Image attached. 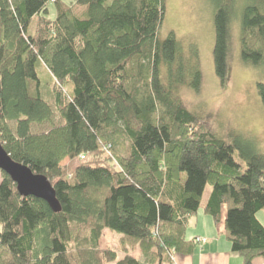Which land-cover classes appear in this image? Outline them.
<instances>
[{"label": "trees", "instance_id": "1", "mask_svg": "<svg viewBox=\"0 0 264 264\" xmlns=\"http://www.w3.org/2000/svg\"><path fill=\"white\" fill-rule=\"evenodd\" d=\"M216 1L225 82L234 19L243 63L264 65V0ZM51 2L0 0L1 145L50 182L61 207L21 197L0 171V264H176L197 246L186 232L207 187L206 214L219 223L227 208L232 252L264 260V153L184 106L179 91H198L202 74L196 50L186 56L173 32L160 38L167 0H75L56 19ZM105 230L121 237L120 259L100 249Z\"/></svg>", "mask_w": 264, "mask_h": 264}, {"label": "rangeland", "instance_id": "2", "mask_svg": "<svg viewBox=\"0 0 264 264\" xmlns=\"http://www.w3.org/2000/svg\"><path fill=\"white\" fill-rule=\"evenodd\" d=\"M58 1L57 4L51 2L49 5L50 19H56L59 6L71 7L75 4V0ZM216 8V0H167L166 17L160 29V38L165 40L173 32L186 56L190 55L192 48L196 50L202 74L198 91L182 88L179 96L186 109L201 118L213 133L225 137L235 131L245 138L253 139L264 153V104L258 90V84H264V65L257 68L243 63L239 22L234 19L229 38L227 79L222 82L216 75L213 57ZM39 77L43 84L49 83L42 70ZM46 90L45 99L53 106L50 90ZM62 165L68 166L70 161L65 160ZM210 192V187H207L203 206ZM258 219L264 225L263 213L258 214ZM120 240V236L105 230L100 249L114 252L120 259L123 255ZM132 254L141 259L138 251Z\"/></svg>", "mask_w": 264, "mask_h": 264}, {"label": "crops", "instance_id": "3", "mask_svg": "<svg viewBox=\"0 0 264 264\" xmlns=\"http://www.w3.org/2000/svg\"><path fill=\"white\" fill-rule=\"evenodd\" d=\"M206 204L201 205L202 210L200 209L190 220L186 232L188 241L202 239L205 243H197L192 255L177 254L176 264H243L242 259L232 252L231 243L227 239L225 228L227 208L223 207L221 221L215 223L213 218L205 212ZM255 264H264V260L258 259Z\"/></svg>", "mask_w": 264, "mask_h": 264}, {"label": "water", "instance_id": "4", "mask_svg": "<svg viewBox=\"0 0 264 264\" xmlns=\"http://www.w3.org/2000/svg\"><path fill=\"white\" fill-rule=\"evenodd\" d=\"M0 171L8 175L17 185L21 197H33L46 202L55 213L61 212L60 204L50 182L34 174L28 167L16 163L5 151L0 141Z\"/></svg>", "mask_w": 264, "mask_h": 264}, {"label": "built area", "instance_id": "5", "mask_svg": "<svg viewBox=\"0 0 264 264\" xmlns=\"http://www.w3.org/2000/svg\"><path fill=\"white\" fill-rule=\"evenodd\" d=\"M81 159L82 160H85V158L84 157H81ZM197 243H205V240H202V239H197ZM175 256V255H174ZM174 260H175V257H174ZM175 263H176V261H175Z\"/></svg>", "mask_w": 264, "mask_h": 264}, {"label": "bare ground", "instance_id": "6", "mask_svg": "<svg viewBox=\"0 0 264 264\" xmlns=\"http://www.w3.org/2000/svg\"><path fill=\"white\" fill-rule=\"evenodd\" d=\"M173 182V181H172Z\"/></svg>", "mask_w": 264, "mask_h": 264}]
</instances>
